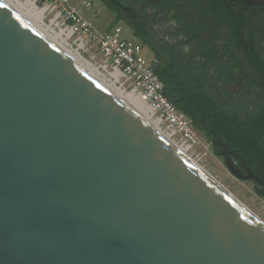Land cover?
Segmentation results:
<instances>
[{"label": "water", "instance_id": "1", "mask_svg": "<svg viewBox=\"0 0 264 264\" xmlns=\"http://www.w3.org/2000/svg\"><path fill=\"white\" fill-rule=\"evenodd\" d=\"M0 264H264V226L21 3L0 0Z\"/></svg>", "mask_w": 264, "mask_h": 264}, {"label": "flooded vegetation", "instance_id": "2", "mask_svg": "<svg viewBox=\"0 0 264 264\" xmlns=\"http://www.w3.org/2000/svg\"><path fill=\"white\" fill-rule=\"evenodd\" d=\"M110 2L155 63L156 53L168 64L190 115L207 130L205 120H215L217 157L261 183L230 175L264 193V0ZM94 3L114 19L99 0Z\"/></svg>", "mask_w": 264, "mask_h": 264}, {"label": "built area", "instance_id": "3", "mask_svg": "<svg viewBox=\"0 0 264 264\" xmlns=\"http://www.w3.org/2000/svg\"><path fill=\"white\" fill-rule=\"evenodd\" d=\"M29 1L31 10L40 14L42 24L63 34L65 44L79 55H87V61L99 74L116 81L143 104L151 119L172 140L178 137V142L188 148L198 144V132L190 119L163 95V84L154 73V59L132 35L123 38L128 30L125 25L118 23L104 31L96 28L88 18L98 11L94 0Z\"/></svg>", "mask_w": 264, "mask_h": 264}, {"label": "rangeland", "instance_id": "4", "mask_svg": "<svg viewBox=\"0 0 264 264\" xmlns=\"http://www.w3.org/2000/svg\"><path fill=\"white\" fill-rule=\"evenodd\" d=\"M95 6L98 10L97 13L89 14L88 18L100 31L110 29L113 22L112 16L104 8L99 7L98 4ZM122 36L127 39L131 38L127 31ZM82 57L88 60L87 55L83 54ZM198 136V144L189 148V155L264 223V196L261 197L256 194V188L251 182L240 181L232 177L222 159L212 152L210 142L200 133H198ZM177 138L174 139L175 142L181 144Z\"/></svg>", "mask_w": 264, "mask_h": 264}, {"label": "trees", "instance_id": "5", "mask_svg": "<svg viewBox=\"0 0 264 264\" xmlns=\"http://www.w3.org/2000/svg\"><path fill=\"white\" fill-rule=\"evenodd\" d=\"M99 1L109 11L115 13V17L113 19L111 27L117 25L118 23L124 20L122 16L119 15V13L113 11L114 9L110 0H99ZM154 56L157 60H159L158 63H155L154 73L157 75V77L164 86L163 95L167 98V100L170 103H172L175 106V108L178 111L185 114L189 119L192 120L193 127L197 132H199L200 134L202 133L201 135H203L208 141L212 142V152L214 153L215 156H218L219 149L217 148L215 143L216 134L211 132L213 130L215 120L213 118L205 120L206 124L209 126L207 130V128H205V126L201 124L200 120H198L197 118H193L190 115V113L185 108V104L179 98V90L181 88L174 84L173 72L170 70L168 64L164 62L158 54L155 53ZM255 192L257 195L261 197L264 196V193L261 190H255Z\"/></svg>", "mask_w": 264, "mask_h": 264}, {"label": "bare ground", "instance_id": "6", "mask_svg": "<svg viewBox=\"0 0 264 264\" xmlns=\"http://www.w3.org/2000/svg\"><path fill=\"white\" fill-rule=\"evenodd\" d=\"M19 3H21L30 13H32L39 21H40V14L33 12L30 8V1L26 0L25 2L17 0ZM41 22V21H40ZM57 38H59L64 44L65 41L63 39V34L57 33L53 29L48 28ZM73 53H75L86 65H88L96 74H98L105 82H107L114 90H116L124 99H126L133 107H135L149 122H151L166 138H168L180 151H182L190 160H192L200 169H202L210 178H212L220 187H222L231 197H233L242 207H244L253 217H255L263 226L264 223L261 221L257 216H255L253 213H251L245 206H243L219 181H217L209 172H207L197 161H195L188 153L189 148L183 144H179L171 139L170 135L167 134L165 131H163L157 123L151 119V116L149 115V111L146 107L143 106L136 98L132 97L131 94H128L126 91L121 89L116 84V81L110 80V78H107L101 74H99L95 68L91 66V64L84 59L81 55L77 53L76 50L71 49L67 44H65ZM111 74L110 76H112ZM115 76V75H113ZM116 77V76H115Z\"/></svg>", "mask_w": 264, "mask_h": 264}, {"label": "crops", "instance_id": "7", "mask_svg": "<svg viewBox=\"0 0 264 264\" xmlns=\"http://www.w3.org/2000/svg\"><path fill=\"white\" fill-rule=\"evenodd\" d=\"M125 31H126V30H125ZM125 31H124V32H125ZM127 32H128L130 35H132V34L130 33V31H129V30H127Z\"/></svg>", "mask_w": 264, "mask_h": 264}]
</instances>
